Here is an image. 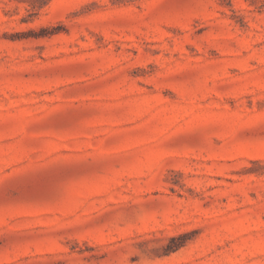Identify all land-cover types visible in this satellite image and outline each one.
Masks as SVG:
<instances>
[{
	"label": "rangeland",
	"instance_id": "1",
	"mask_svg": "<svg viewBox=\"0 0 264 264\" xmlns=\"http://www.w3.org/2000/svg\"><path fill=\"white\" fill-rule=\"evenodd\" d=\"M0 264H264V0H0Z\"/></svg>",
	"mask_w": 264,
	"mask_h": 264
}]
</instances>
